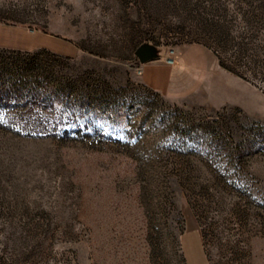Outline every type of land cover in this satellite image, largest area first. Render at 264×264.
Returning <instances> with one entry per match:
<instances>
[{
    "label": "rangeland",
    "instance_id": "rangeland-1",
    "mask_svg": "<svg viewBox=\"0 0 264 264\" xmlns=\"http://www.w3.org/2000/svg\"><path fill=\"white\" fill-rule=\"evenodd\" d=\"M143 44L204 48V87L150 88ZM33 55L52 81L0 70V264H264V0H0V61ZM207 121L220 170L172 128Z\"/></svg>",
    "mask_w": 264,
    "mask_h": 264
},
{
    "label": "crops",
    "instance_id": "crops-1",
    "mask_svg": "<svg viewBox=\"0 0 264 264\" xmlns=\"http://www.w3.org/2000/svg\"><path fill=\"white\" fill-rule=\"evenodd\" d=\"M167 57H169L167 54H162L159 58L142 64L141 79L146 85L172 99H181L190 94L194 95L201 86L204 87V82L199 78L201 75L198 76L196 71L203 70L201 74L204 73L208 65L206 64L207 59L213 67L212 57L204 48L192 46V48L179 50L175 56H172L171 61ZM216 67L218 71H222L218 64ZM195 68L199 70H195ZM225 76L228 87L238 83L232 74H225ZM229 98L230 96H228L230 102L231 99ZM189 229L198 231L201 238L197 225H192Z\"/></svg>",
    "mask_w": 264,
    "mask_h": 264
},
{
    "label": "trees",
    "instance_id": "trees-1",
    "mask_svg": "<svg viewBox=\"0 0 264 264\" xmlns=\"http://www.w3.org/2000/svg\"><path fill=\"white\" fill-rule=\"evenodd\" d=\"M234 37L235 36L232 33L224 30V32H220V34L218 35L217 41L220 43L223 42V40L227 42L229 39H233ZM212 49H213V52L219 61V64L223 68L227 69L228 71H230V72H232V73H234V74H236V75H238L244 79H247V77L244 73L237 70L236 68H234L230 64L232 62H230V63L227 62L228 58L223 56V54H221L220 51L217 50V48L213 47ZM43 50L48 51L45 48H43ZM24 59H25L24 61L22 59V63H23L22 65H24V67H20V68L18 67V68H13V69H10L9 65L1 60L0 61V70H7L8 73L9 72L13 73L14 74L13 76L18 75L17 77L20 81L19 83H23V84H25L28 81L27 80L28 76H33L34 74L40 75V77H42V80L52 81L51 80L52 71L51 70L48 71L45 68H42V66L37 63L36 55L26 56ZM23 79H25V80H23ZM27 94H28V92H27ZM31 97L33 98V102L35 101V99H38V97L41 98L40 95H34V94H32ZM12 119L13 118H10V119L7 118L6 125H5L6 128L10 129V131H12L14 133H20L21 130L16 129L13 126L12 127L8 126ZM25 120L27 123L30 124V127H31L27 132L28 134H33V131H35V132L38 131L35 129L36 125L34 126V123L37 121V119H34V118L30 119L28 117ZM0 125L4 126V121L0 120ZM172 128L174 131H176L175 133H180L182 136H184L186 138L187 137L192 138L193 136L201 137L203 139V144L201 143L200 147L202 148V150H206L207 153H209L211 156L213 155L212 158L209 159V162L212 165V167H214V169L220 170V162L217 161V159L215 158V155L217 154V151H218L217 146L219 145V141L226 143L225 139H223L225 137L223 135H221L222 130H220L219 128H217V126L213 125L211 122H208V121L205 122L204 124H202L200 128H198V125L196 126V124L186 125L181 129L174 125V126H172ZM77 131H80V130H77ZM183 144L185 146V143H183ZM192 148L193 147H191V146L188 147V145H187V149H192ZM262 149H264V147ZM200 234H201V232H200ZM180 236H181V234H180ZM201 238H202V235H201ZM180 239L181 238L179 237V240ZM202 242H203V240H202ZM203 246H204V244H203ZM180 248H181V243H180ZM181 252H182V248H181ZM182 257H183V261L185 263V258H184L183 252H182Z\"/></svg>",
    "mask_w": 264,
    "mask_h": 264
},
{
    "label": "water",
    "instance_id": "water-1",
    "mask_svg": "<svg viewBox=\"0 0 264 264\" xmlns=\"http://www.w3.org/2000/svg\"><path fill=\"white\" fill-rule=\"evenodd\" d=\"M135 55L141 63L153 60L156 57L152 47L147 44L140 45L135 50Z\"/></svg>",
    "mask_w": 264,
    "mask_h": 264
},
{
    "label": "built area",
    "instance_id": "built-area-1",
    "mask_svg": "<svg viewBox=\"0 0 264 264\" xmlns=\"http://www.w3.org/2000/svg\"><path fill=\"white\" fill-rule=\"evenodd\" d=\"M168 60H172L171 58H168Z\"/></svg>",
    "mask_w": 264,
    "mask_h": 264
}]
</instances>
